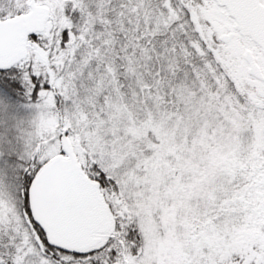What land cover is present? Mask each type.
Returning a JSON list of instances; mask_svg holds the SVG:
<instances>
[{
  "label": "snow or ice",
  "instance_id": "1",
  "mask_svg": "<svg viewBox=\"0 0 264 264\" xmlns=\"http://www.w3.org/2000/svg\"><path fill=\"white\" fill-rule=\"evenodd\" d=\"M0 264H264V0H0Z\"/></svg>",
  "mask_w": 264,
  "mask_h": 264
}]
</instances>
